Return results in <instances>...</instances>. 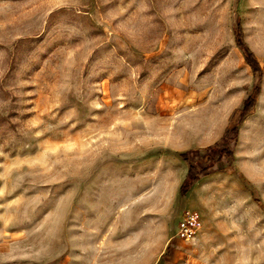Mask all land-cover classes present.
I'll use <instances>...</instances> for the list:
<instances>
[{"label": "rangeland", "instance_id": "374dc122", "mask_svg": "<svg viewBox=\"0 0 264 264\" xmlns=\"http://www.w3.org/2000/svg\"><path fill=\"white\" fill-rule=\"evenodd\" d=\"M0 264H264V0H0Z\"/></svg>", "mask_w": 264, "mask_h": 264}, {"label": "trees", "instance_id": "16d2710c", "mask_svg": "<svg viewBox=\"0 0 264 264\" xmlns=\"http://www.w3.org/2000/svg\"><path fill=\"white\" fill-rule=\"evenodd\" d=\"M239 44L241 48L244 50L245 56L247 58V61L253 68L255 72L260 71V65L257 59L255 58V55L253 52L247 47L246 43L241 37V34H239ZM257 91H258V85H257ZM237 126H234L233 128H229L226 132V134L223 136V138L220 141L215 142L212 145H209L207 147H204L202 149L196 150V149H189L183 152H180V156L188 163V172L186 175L185 180L181 184L179 195L185 196L192 186L206 173L210 172L211 170H221L222 168V161L221 159H216L214 157V153H218L220 157H227L230 156L233 157L232 149H231V140L235 138L237 133ZM233 131V138L228 137V133ZM205 152L208 154L206 157V163H202V161L195 160V155L197 152ZM205 157V156H204Z\"/></svg>", "mask_w": 264, "mask_h": 264}, {"label": "crops", "instance_id": "0c3cea01", "mask_svg": "<svg viewBox=\"0 0 264 264\" xmlns=\"http://www.w3.org/2000/svg\"><path fill=\"white\" fill-rule=\"evenodd\" d=\"M225 126H226V123L224 124V127L219 131V133H218V135L216 136V138L214 137L212 140H210V141H208V142H206V143H201V144H199L198 146H206V145H208V144H210V143H212V142H214L216 139H218L219 137H221L222 135H223V132H224V129H225ZM179 173L177 174V187H179L180 185H181V183H182V181L184 180V178L186 177V174H187V171H188V163L186 162V161H184V160H181V159H179ZM217 174H220V172H212V173H210V174H208V175H206V176H204V177H202L194 186H193V188L191 189V191L189 192V194L186 196V198H185V201H184V205H187V206H196V205H194L191 201H190V199L194 196V194H195V190L198 188V187H200L203 183H204V180L205 179H207V178H210V177H212V176H215V175H217ZM157 200H154V198L152 199V201H150L149 200V202L148 203H151V204H154V205H156V204H158L159 203V200H158V198H156ZM193 204V205H192ZM194 210H196L197 212H198V210L197 209H194Z\"/></svg>", "mask_w": 264, "mask_h": 264}, {"label": "built area", "instance_id": "2783aa9c", "mask_svg": "<svg viewBox=\"0 0 264 264\" xmlns=\"http://www.w3.org/2000/svg\"><path fill=\"white\" fill-rule=\"evenodd\" d=\"M201 224L200 214L196 210L186 209L178 222L176 237L191 238Z\"/></svg>", "mask_w": 264, "mask_h": 264}]
</instances>
